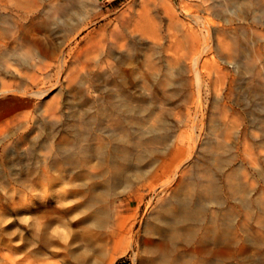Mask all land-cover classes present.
Wrapping results in <instances>:
<instances>
[{
    "label": "bare ground",
    "instance_id": "1",
    "mask_svg": "<svg viewBox=\"0 0 264 264\" xmlns=\"http://www.w3.org/2000/svg\"><path fill=\"white\" fill-rule=\"evenodd\" d=\"M3 1L0 169L6 164L8 172L0 183V264H41L45 254L58 259L48 264H114L131 250L136 264H228L227 250L236 241L231 236L234 225L227 220L235 212L227 202L226 188L231 192L244 190L243 183L233 180L232 175L225 183L221 180L232 155L210 151L198 177L186 178L180 173L181 164L169 168L162 156L169 148L147 146L168 137L166 129L171 121L164 113L157 115L152 104H133L134 96L123 81L106 84L114 94L101 100L99 112L73 108L72 84L77 83L83 91L82 105L96 103L88 102V93L102 91L105 86L100 78L90 79V75L103 68L105 56L120 61L119 51L134 44L137 36L125 28L134 3L119 13L116 27H101L78 40L84 26L99 12L98 0H8L23 12L22 16L14 15L16 23L11 22L13 14L9 15ZM147 1L163 22L158 3ZM229 1L181 0V6L188 19L199 26L198 8L209 10ZM256 3L262 5L263 12L257 23L264 27V2ZM169 19L174 21L173 16ZM202 24L205 39L209 27L216 24ZM242 36L241 41L239 34L235 35L234 47L243 68L251 73L257 59L262 64L259 79L251 78L248 84L253 100L262 104L257 120L264 124V35L259 47L246 32ZM220 60L213 66L216 84L228 76L221 64L229 62ZM174 72L177 78L165 92L169 99L161 101L168 111L171 97L185 86V69L174 67ZM53 92L55 96L47 101ZM193 95L200 109V83ZM154 113L160 120L157 130L145 125ZM121 117L132 119L134 124L124 125ZM69 118L77 126L60 130L61 120ZM106 119L118 120V126L106 130L102 127ZM36 131H41L40 135ZM101 136L98 150L94 141ZM27 141L29 147H22ZM197 141L190 137L174 143L176 150L183 152L182 145L187 143L192 149ZM41 150L44 153L39 159L36 153ZM148 157H152L150 162ZM89 159L98 160V176L85 172L88 165L92 167ZM262 160L264 163V155ZM61 186L64 190L57 194ZM42 190L46 200L40 199ZM239 202L249 207L251 195L247 193ZM251 241L261 252L256 259H245L244 264H264V236L256 232Z\"/></svg>",
    "mask_w": 264,
    "mask_h": 264
},
{
    "label": "rangeland",
    "instance_id": "2",
    "mask_svg": "<svg viewBox=\"0 0 264 264\" xmlns=\"http://www.w3.org/2000/svg\"><path fill=\"white\" fill-rule=\"evenodd\" d=\"M155 1L159 6L158 13L164 17L161 23L156 17V11L147 0H98L99 12L84 26L85 28L77 37L78 40L101 27H116L117 16L131 2L134 3L132 17L125 28L137 37L134 38L133 45L119 51L118 54L122 60L118 61L115 57L105 56L103 68L90 75V79L100 78L101 83H104L102 85L105 86L102 91L89 92L88 96L85 94L88 102L96 103L82 105L80 98L83 91L77 87V83L72 84L71 92L74 98L72 105H75L73 108L76 110L81 108V111L88 113L99 112L102 107L101 100L114 94V91L106 84L111 82L114 85L123 81L134 96L133 104L139 106L146 105L145 102L152 104L157 115L164 113L171 121L166 129L169 131L166 139L156 143L149 142L148 146L146 145L160 149L169 148V151L162 155L169 168L181 164L180 173L186 178L198 177L202 174L199 171L200 165L208 163L210 151L230 153L231 162L221 176V180L225 183L228 175H232L233 180L243 183L244 190L231 192L229 187L226 188L227 202L233 206L235 212L227 217V220L234 225V233L231 236H235L236 241L227 250L226 261L228 264H244L245 259H256L261 252L260 246L251 241L253 234L258 232L264 236L262 227L264 224V174L262 171L264 169L262 160L264 124L257 120L261 114L262 104L253 100L248 84L251 78L259 79L262 74V64L257 59L254 72L247 73L240 60L241 56L235 51L234 37L239 34L242 41V38L244 39L242 33L246 32L255 46H261L264 27L257 22L263 13L262 5L256 3L259 0H232L209 10L200 7L197 13L200 16L201 25L197 26L183 12L181 0ZM261 1L264 2V0ZM3 2L8 4L6 11L9 15L13 14L10 15L11 22L16 23L14 15L22 16L23 12L13 8L8 0ZM212 2L213 0H210V3ZM170 16L174 17V21L169 19ZM205 22H213L216 27H209V33L204 39L205 29L202 23ZM23 24L24 21L19 23L20 26ZM204 46L206 49L203 52ZM222 58L229 62L226 65L221 64L228 76L223 83L216 84L213 66L215 61L220 62ZM179 66L185 69L183 73L185 86L178 90L179 93L173 98L171 97L170 104L166 106L171 108L168 111L161 101L169 99V97L166 98L165 92L171 88L173 80L177 78L174 67ZM198 83L202 93L200 109H197L199 107H196L193 95L198 92ZM86 85H89V82ZM53 96L55 92L47 97V101H50ZM65 110L70 111L68 108ZM155 113L152 118L145 121V125L157 130L160 127V120ZM121 120L126 126L133 123L132 119L122 118ZM73 124L77 126L73 118L62 119L59 128L63 130ZM117 126L118 120L102 121V127L106 130H112ZM36 133L40 135L41 131ZM70 134L72 135V132ZM70 134L66 136L71 138ZM190 137H196L198 140L196 144L193 142L192 149H189L186 143L182 145L185 151H177L174 141L187 140ZM102 142L101 136L94 141V147L100 150ZM260 142L263 145H260ZM220 146L223 149L219 148ZM22 147H29V141ZM43 153V150L37 152L36 157L41 159L40 155ZM151 159L152 157L147 158L149 162ZM90 161L92 167L88 165L85 172L98 176L101 173L98 160ZM7 172L8 167L4 164L0 169V183L1 177L6 176ZM8 182L13 181L8 178ZM63 190V186L58 187L57 194ZM247 193L251 195L249 207L239 202L240 198L244 199ZM40 199H47L43 190L40 193ZM55 199L60 201L59 197ZM56 205L59 204L56 202ZM138 226L139 224L136 229ZM249 228L252 230H248ZM217 250L220 251L219 247ZM41 258V264L58 262V259L50 254H45ZM114 264H136L134 250L120 255Z\"/></svg>",
    "mask_w": 264,
    "mask_h": 264
}]
</instances>
